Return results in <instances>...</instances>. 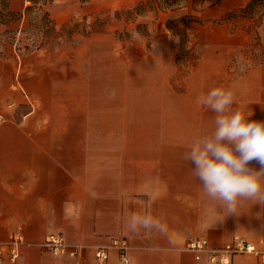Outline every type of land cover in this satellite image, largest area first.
<instances>
[{"label": "crops", "instance_id": "obj_1", "mask_svg": "<svg viewBox=\"0 0 264 264\" xmlns=\"http://www.w3.org/2000/svg\"><path fill=\"white\" fill-rule=\"evenodd\" d=\"M27 3L7 4L14 11ZM16 46L7 39L0 47V242L14 230L25 241L18 260L3 264H124L115 237L127 239V264H211L208 252L197 259L187 249L193 237H206L210 247L244 237L264 249V205L248 202L225 217L183 159L191 142L214 128L215 113L197 103L208 92L207 75L177 92L160 61L158 91L151 95H109L91 86L79 95L65 86L63 66L46 76L45 47L25 53ZM224 76L227 68L215 85H224ZM236 77L229 85L233 107L264 121V62ZM251 166L259 169L255 161ZM145 212L163 216L168 237L128 230L127 219ZM51 233L83 246V255L55 257L46 246ZM98 248L109 252L103 263L95 257ZM231 260L264 264L255 253Z\"/></svg>", "mask_w": 264, "mask_h": 264}, {"label": "rangeland", "instance_id": "obj_2", "mask_svg": "<svg viewBox=\"0 0 264 264\" xmlns=\"http://www.w3.org/2000/svg\"><path fill=\"white\" fill-rule=\"evenodd\" d=\"M46 9L57 30H69L55 40L59 46H44L50 67L46 76L63 66L65 86L79 95H88L90 86L109 95H151L158 91L160 61L177 92L189 90L201 72L207 75L208 91L229 88L237 74L264 62V0H50ZM26 25V18L10 28L0 25V34L18 29L13 35L20 46L17 39L26 43V34L19 30ZM83 29L89 30L87 36L77 32ZM72 34L76 43L63 42ZM197 56L193 67H184ZM226 68L224 85H215L216 75Z\"/></svg>", "mask_w": 264, "mask_h": 264}, {"label": "clouds", "instance_id": "obj_3", "mask_svg": "<svg viewBox=\"0 0 264 264\" xmlns=\"http://www.w3.org/2000/svg\"><path fill=\"white\" fill-rule=\"evenodd\" d=\"M197 103L215 113L214 128L195 138L183 159L192 165L191 175L199 181L203 196L225 217L238 215L248 202L264 205V121L250 120L252 112L233 107L235 93L223 86L211 88ZM253 161L259 169L251 166ZM126 226L135 234L168 237L163 216L148 212L131 215Z\"/></svg>", "mask_w": 264, "mask_h": 264}, {"label": "built area", "instance_id": "obj_4", "mask_svg": "<svg viewBox=\"0 0 264 264\" xmlns=\"http://www.w3.org/2000/svg\"><path fill=\"white\" fill-rule=\"evenodd\" d=\"M24 241L23 233L20 230H14L5 242H0V264H3L6 258L10 263H15L18 260L20 247ZM113 245L118 248L122 263L127 264L129 261L127 258V239L125 237H115ZM46 246L55 257H78L84 253L83 246L69 244L65 237L59 233H51L47 238ZM186 247L195 254L197 259L201 258L202 253L208 252V260L211 264H231L232 256L242 253H255L261 256L264 263V249H258L253 242L244 237H237L216 247H210L209 240L206 237H193L188 239ZM94 254L101 263L105 262L109 257V252L106 248H98Z\"/></svg>", "mask_w": 264, "mask_h": 264}, {"label": "trees", "instance_id": "obj_5", "mask_svg": "<svg viewBox=\"0 0 264 264\" xmlns=\"http://www.w3.org/2000/svg\"><path fill=\"white\" fill-rule=\"evenodd\" d=\"M28 3L25 6L24 13L16 12L8 7V0H0V25L8 26L12 22H16L24 15L27 19V25L21 28L19 31L25 33L23 38H25L26 43L17 39V43L20 42V46H16L17 50H23L25 53L43 48L48 43H55V45H60L61 42L55 41L60 36L64 37L65 34H69V30H57L55 21L50 17L49 12L46 9V5L50 0H27ZM251 4V1L248 2ZM67 24L63 25L66 27ZM18 29H6L0 36V47L3 45L4 41L9 39L11 42L16 40V36L13 33H16ZM63 31V32H61ZM66 32V33H65ZM80 35L87 36L89 30L83 29L77 31ZM5 36V38H4ZM65 43H76L74 40L73 34L70 38L63 41ZM15 43V42H14ZM22 45V46H21ZM199 56L195 57L198 58ZM194 58V59H195ZM191 61V60H190ZM263 63V62H260ZM249 68V67H248Z\"/></svg>", "mask_w": 264, "mask_h": 264}]
</instances>
